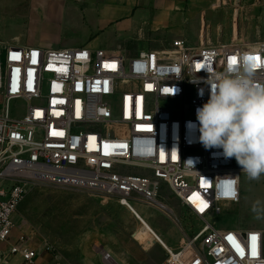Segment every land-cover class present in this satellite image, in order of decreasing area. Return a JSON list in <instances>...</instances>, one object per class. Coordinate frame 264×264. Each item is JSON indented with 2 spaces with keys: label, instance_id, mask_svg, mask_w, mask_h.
<instances>
[{
  "label": "built area",
  "instance_id": "built-area-1",
  "mask_svg": "<svg viewBox=\"0 0 264 264\" xmlns=\"http://www.w3.org/2000/svg\"><path fill=\"white\" fill-rule=\"evenodd\" d=\"M245 59L264 83V42L216 45L203 37L193 46L176 38L133 56L86 46H0V242L8 255L37 264L35 235L19 233L17 217L35 187L98 194L133 213L131 201L167 213L158 206H167L159 200L165 184L202 225L172 250L152 232L167 250L164 264H264L262 230L221 229L211 222L225 205L240 201L243 171L222 149H206L193 126L196 109L210 96L209 76ZM13 100L27 104L21 116L12 115ZM201 201L208 205L203 212ZM46 249L52 248L46 243ZM103 259L121 264L108 252Z\"/></svg>",
  "mask_w": 264,
  "mask_h": 264
},
{
  "label": "rangeland",
  "instance_id": "rangeland-1",
  "mask_svg": "<svg viewBox=\"0 0 264 264\" xmlns=\"http://www.w3.org/2000/svg\"><path fill=\"white\" fill-rule=\"evenodd\" d=\"M212 7L206 5L205 22L197 18V11H188L189 19L179 25L177 30L183 32L180 38L193 46L200 45L203 37L208 43L216 45L256 46L264 42V0H210ZM220 2V5H219ZM8 6H0V15L7 16L11 24V0ZM219 6H216V5ZM214 5V6H213ZM7 8V9H6ZM237 13V14H236ZM180 24V22H179ZM235 27H238L239 38L235 41ZM64 25L46 20L29 37L17 42L22 46H35L33 40L63 41L72 35L64 31ZM70 36V37H68ZM73 38V37H72ZM176 38V37H175ZM173 38V40L175 39ZM6 40L0 36V41ZM1 46V45H0ZM27 104L22 100L10 102L12 115L21 116ZM5 113L4 97L0 90V116ZM159 200L175 206L177 203L182 211L185 226L193 236L202 223L189 210L178 203L170 188L161 184ZM264 205V175L258 180H249L243 173L241 177V198L236 204L224 206L222 215L211 219L221 229H259L264 232V214L257 218L252 212L256 201ZM138 210L144 211L155 221L156 228L175 233V222L164 215L159 209L140 201H131ZM115 202L98 194L56 186H39L31 189L19 207L18 232L29 236L35 235V243L43 241L51 246L52 252H58L70 264H82L79 256L88 245H94L95 233L103 242L107 240L116 247L123 237L106 235L110 229L129 228L132 224L122 217L115 207ZM138 237V234H136ZM89 238L91 240H89ZM139 238V237H138ZM112 240V241H110ZM184 241L177 249L182 247ZM118 248V247H117ZM8 246L0 242V264H9ZM97 264V262H95Z\"/></svg>",
  "mask_w": 264,
  "mask_h": 264
},
{
  "label": "crops",
  "instance_id": "crops-1",
  "mask_svg": "<svg viewBox=\"0 0 264 264\" xmlns=\"http://www.w3.org/2000/svg\"><path fill=\"white\" fill-rule=\"evenodd\" d=\"M9 4V0H0L1 7ZM211 4L210 0H11V24L7 22V16L0 15V36L6 39L0 41V45L3 48L22 46L17 42L29 37L32 30L44 21L51 20L64 25V31L73 38L67 41L61 38L59 41L33 40V45L44 48L86 46L92 50L105 49L111 54L133 56L140 50L161 49L173 38H180L183 32L176 28L189 19L188 11L196 10L197 18H203L204 23L206 5L212 7ZM109 199L115 202L119 214L132 225L105 232L110 237L117 234L124 236L118 248L108 239L101 242L98 233H95L94 245L89 244L79 256L82 264H108L103 259V252L110 253L113 260L121 264H164L168 257L165 246L177 249L186 238L191 237L177 203L175 206L165 203L167 213L160 210L175 222V233L156 228L151 216L138 210L162 237L160 240L164 246L150 231L138 238L137 232L145 226L128 207L116 199ZM46 242L37 244L34 239L33 246L39 251L37 264H54L58 259L63 264H70L60 253L48 251ZM190 256L191 252L183 260H188ZM21 262V257L16 255L11 256L9 264Z\"/></svg>",
  "mask_w": 264,
  "mask_h": 264
},
{
  "label": "clouds",
  "instance_id": "clouds-1",
  "mask_svg": "<svg viewBox=\"0 0 264 264\" xmlns=\"http://www.w3.org/2000/svg\"><path fill=\"white\" fill-rule=\"evenodd\" d=\"M255 74L247 59L239 67L229 65L211 74L209 99L196 109L198 125H193L206 149H222L225 158H235L249 180L264 175V83ZM252 212L260 218L264 205L256 201Z\"/></svg>",
  "mask_w": 264,
  "mask_h": 264
},
{
  "label": "bare ground",
  "instance_id": "bare-ground-1",
  "mask_svg": "<svg viewBox=\"0 0 264 264\" xmlns=\"http://www.w3.org/2000/svg\"><path fill=\"white\" fill-rule=\"evenodd\" d=\"M219 5H220V2H219ZM218 4L216 5V6H219ZM237 14V13H236ZM235 37H234V40L236 41L238 38H239V31H238V27H235ZM205 37V36H204ZM232 46H236V45H232ZM160 208H162V209H164L165 210V208H167L164 204H159L158 205ZM133 210L135 211L134 212V214H137V216L144 222V224H143V222H140V223H142L143 224V226H145V227H142V228H140V230L137 232V234H138V237L139 238H142L144 235H146L147 233H149V231L150 232H154V234H156L160 239H162V237L159 235V233L155 230V228L141 215V213L138 211V209L135 207V206H133ZM136 216V217H137ZM137 217V218H138ZM138 218V219H139ZM141 224V225H142ZM147 237V236H146ZM168 249H171V247L169 246V248ZM172 250V249H171Z\"/></svg>",
  "mask_w": 264,
  "mask_h": 264
},
{
  "label": "snow or ice",
  "instance_id": "snow-or-ice-1",
  "mask_svg": "<svg viewBox=\"0 0 264 264\" xmlns=\"http://www.w3.org/2000/svg\"><path fill=\"white\" fill-rule=\"evenodd\" d=\"M111 67H115V65H111ZM54 135H62V133H53ZM174 155V154H173ZM234 194V193H233ZM197 199H199V197H196ZM208 207V205L206 204V203H203V201H201V204L199 205V210L201 211V212H203L204 210H205V208H207ZM229 239H232L231 237H229ZM251 239L252 240H255L256 239V237L255 236H253V237H251Z\"/></svg>",
  "mask_w": 264,
  "mask_h": 264
}]
</instances>
